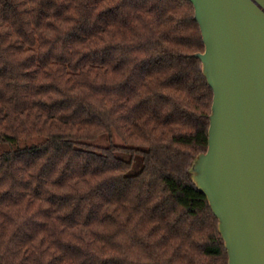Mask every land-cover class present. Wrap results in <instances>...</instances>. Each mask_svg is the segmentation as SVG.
I'll use <instances>...</instances> for the list:
<instances>
[{"label": "trees", "instance_id": "trees-1", "mask_svg": "<svg viewBox=\"0 0 264 264\" xmlns=\"http://www.w3.org/2000/svg\"><path fill=\"white\" fill-rule=\"evenodd\" d=\"M205 49L190 0H0V264H229Z\"/></svg>", "mask_w": 264, "mask_h": 264}, {"label": "water", "instance_id": "water-1", "mask_svg": "<svg viewBox=\"0 0 264 264\" xmlns=\"http://www.w3.org/2000/svg\"><path fill=\"white\" fill-rule=\"evenodd\" d=\"M214 90L209 147L190 168L219 219L229 264H264V0H190Z\"/></svg>", "mask_w": 264, "mask_h": 264}, {"label": "rangeland", "instance_id": "rangeland-1", "mask_svg": "<svg viewBox=\"0 0 264 264\" xmlns=\"http://www.w3.org/2000/svg\"><path fill=\"white\" fill-rule=\"evenodd\" d=\"M115 142L122 144V141L118 138L115 139ZM141 167H142V162L140 159H138L131 173H133V174L138 173L140 171Z\"/></svg>", "mask_w": 264, "mask_h": 264}]
</instances>
